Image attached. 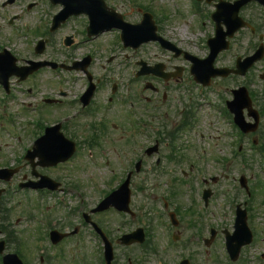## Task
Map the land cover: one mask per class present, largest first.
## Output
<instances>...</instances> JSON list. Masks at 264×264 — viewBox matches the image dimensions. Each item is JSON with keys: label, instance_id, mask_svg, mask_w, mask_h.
I'll return each mask as SVG.
<instances>
[{"label": "flooded vegetation", "instance_id": "af4514ba", "mask_svg": "<svg viewBox=\"0 0 264 264\" xmlns=\"http://www.w3.org/2000/svg\"><path fill=\"white\" fill-rule=\"evenodd\" d=\"M7 1L4 0L1 7L13 4L18 0H12L9 3ZM104 1L115 10H118L126 20H128L127 16L131 15V11L134 10L133 7L123 8L122 2L117 0ZM220 1L234 2L235 0H189L191 14L196 15L198 22L202 26L206 25L207 29L210 30L208 37L215 33V10ZM20 3L25 5L27 11L29 2L22 0ZM34 3L36 4V2ZM130 4L131 2L128 3V5ZM136 9L140 10L138 7ZM239 15L254 28V32H251L250 27L243 29L248 34L244 41L247 49L254 50L260 43L264 46V0H249L240 8ZM78 17H83L79 20V34L82 37L80 42L91 43L98 36L89 37L86 28L87 18L82 14ZM14 18H19V14L11 13L8 16L6 22L8 27L5 28L3 34H0V58L10 61L12 55L15 64L19 66L26 65L28 60H37L38 56H25L28 53L29 43L26 39H23V34L16 33L17 38L15 39L11 36L9 29ZM42 26H39V29H43ZM39 29L34 28L30 35H35L39 32ZM25 31H27V28H25ZM27 35L28 33H25L24 37H27ZM205 46L207 47L206 42ZM5 52H9L11 55L9 56ZM56 61V65H60V63L69 65L79 61V59L74 58L70 61L58 59ZM39 71L24 80L10 78L7 87L0 84V94L3 98H8L13 90V83L26 84L24 86L26 92L37 91L38 86H35L32 76ZM29 80L30 84H28ZM81 81L83 83L82 91L75 98H69L68 96L71 89L75 88V84L69 83L68 80L64 84L55 81L49 87L47 96H44L43 93L40 94L38 91L35 93L39 99L36 103V107L39 109V113L36 115L37 122L22 124L19 133V138L25 146L22 159H20L21 163L9 162L0 165V168L15 169L16 171L8 180L0 179V236L4 238L5 245L8 246L7 232L11 230L10 210L13 206L11 200L15 196L20 197V194L25 196L27 192H35L38 196L36 200L38 201L39 213L50 224L47 229L42 228L40 237L49 239V233L53 229L65 234V237L56 245H52L54 249L61 243L70 241L81 243L91 240L100 245L98 249L99 253L102 254L101 244L104 239L117 244L124 235L130 234L138 227H143L146 236L145 241H148L149 244L147 247L148 252L152 251L154 246L158 248H155L152 256H148L147 259L140 260V256H137V259L135 256H128L126 258L128 264H141L140 261L147 263L152 261L153 264H167V262L169 264H264V236L261 235V230L255 224L253 210L248 207L245 208L246 223L252 232L250 244L243 245L238 253L227 252L224 243L226 236L233 231L237 205L235 204L232 208L228 206L227 213L231 216L230 224L225 223L223 220L215 222V204H213L214 199L211 198L214 191L211 189V192L208 188L211 194L205 203L203 199L205 188L202 185L197 188L190 186V183L186 181L188 176L191 175L190 172L180 171L173 176L176 184L168 189L165 196L160 197L161 203L155 202L159 198L157 184L153 183L154 187L152 189H155V191L145 192L144 188L141 187L142 185H137L139 182L134 179L136 174H133L129 180L131 187L130 212H118L113 208L92 212L93 207L97 204L94 203L98 201L92 202L93 193L97 190V187L102 184L106 189L109 187L112 190L123 182L125 174L105 173L107 177L100 185H96L95 175L91 172L86 173L83 170L77 171L76 164L70 162V160L45 164L46 161L52 159H46L42 154L36 155L33 159H31V156L26 159L24 157L25 151L33 145L35 140L41 139L42 144L45 145L60 142L61 139L56 137L55 129H49L53 125L59 126V131L65 138L73 140L76 145L87 148L89 153L93 151L95 155L103 157L105 155L102 151V145H105L104 141L108 131L113 132L119 126L125 127L129 138L131 132L139 123L144 126L151 125L152 121L161 117L155 116L152 110L141 108L124 113L125 111L122 110L123 101L116 95L118 89L116 83L110 86V93H108L107 101H105L104 95L108 85L102 75H85L81 77ZM91 83L94 89L90 99L85 102L81 95L91 86ZM111 88H114V90ZM47 100L53 102L49 103ZM165 100V98L162 99L161 103H164ZM108 102H111V105L106 107ZM23 107L26 109V105H23ZM191 111L192 109H190V113L194 116ZM190 113H188L187 108L183 107L179 111L180 119L186 121ZM157 114L163 115L164 120L168 116H173V111L166 108L163 113L159 112ZM39 119L44 122L38 123ZM2 131L1 128L0 133ZM245 137H248V135ZM115 154L118 156L116 151ZM156 179L158 178L152 180L155 181ZM201 182L206 183L204 178L201 179ZM34 184L37 185L35 189L32 187ZM178 185H184V187L180 188ZM137 190L142 192V200L140 198L134 200L135 193H138ZM20 201V199H17L15 203ZM71 201L82 204L78 205L79 209L75 207V204H72V208L69 207L65 211L63 210L64 213L57 212V208H55L57 205L70 204ZM19 205L17 204V206ZM210 205L213 206H211V210H208ZM20 220L21 217H17L14 225L18 224ZM93 223L99 230L94 228ZM163 238L164 241H162ZM163 242L165 244L161 245ZM203 245L206 246V252L202 251ZM123 247L135 249L140 254L139 244L124 245ZM217 247H220L222 251H215ZM177 248L183 256L179 259L174 258V252H177ZM212 248L213 251H211ZM167 251L170 252L169 255ZM60 252L57 251L58 256ZM102 257L103 255H100V259L103 261L104 258ZM205 259L207 262L204 261ZM103 262L105 263V261Z\"/></svg>", "mask_w": 264, "mask_h": 264}, {"label": "rangeland", "instance_id": "374dc122", "mask_svg": "<svg viewBox=\"0 0 264 264\" xmlns=\"http://www.w3.org/2000/svg\"><path fill=\"white\" fill-rule=\"evenodd\" d=\"M22 0H18L15 4L8 6V12L0 8V30L2 29V33L5 31V15H9L11 13L19 12L20 8L22 9L23 4L20 3ZM34 1V0H26ZM1 2V0H0ZM133 2L139 4L142 8L150 7L153 8L155 11L160 10V12L156 13L159 17H169L166 21L165 19L162 20L161 23V30L160 34L163 38H167L170 42L176 43L179 48L184 49L187 53L192 54L196 57H205L208 53V50L201 44V40L205 37V34L201 32V30L196 28L195 25V17L190 15V11H187V0H133ZM24 3V1H23ZM43 0H39L38 7L31 9L28 15H23L19 17V19L15 23V27H21V31L25 29L26 20L30 21L29 18L34 17V12H38V15H44L45 18L49 16V12L54 11L53 7L48 9L47 14L44 13V9L41 6ZM178 3H181V13L183 14L180 16L176 13L175 9H178ZM39 8V9H38ZM46 9V8H45ZM140 14L136 13L135 11L131 15V20L136 21L139 18ZM42 17V16H41ZM140 19V18H139ZM184 23V24H183ZM30 22H27V26H29ZM184 26V27H183ZM16 28H13L10 31L11 36L13 39L17 38L18 33ZM183 29V31L181 30ZM1 33V32H0ZM16 34V35H15ZM110 35L103 37V42H109ZM246 40V34L244 31L239 33L232 39L231 45L229 49L220 52L215 60V66H227L231 67L234 63V60L237 56L246 55L249 50L245 49L244 41ZM80 53L76 54L79 56L82 51L86 50L85 48H80ZM105 53V55H104ZM99 52L96 53L99 56L102 54L104 56L99 57L100 60L107 58V55L115 54V60L117 62V66L113 65L115 69L112 68L107 78L109 80H118L117 83L120 85L119 94H123L124 96L131 95L133 93L135 95V99L141 101V97L147 96L151 99L150 106L154 107L155 104H159L163 90H166L170 99H172V104L170 105L171 110H173V115L176 113V109H181V102L179 100H174L172 97L182 96L183 102H188V95L192 97V102L195 105H198V109L200 110L198 115L196 116V126L194 129L187 131L185 134L186 136H181V139L177 140L175 143V150H176V157L178 159L168 160V155L171 153L169 146H167V141H165L164 131H161V142L160 148L157 154H154L151 157L142 156V166L140 171H134L133 166L134 162L137 159H132L133 155L136 153L141 154L139 146L143 143H148L151 140L145 136H140L137 140L138 143L136 147H132L131 143L128 142V132L125 130V127L119 126L117 130L113 132H107L105 138V145L103 146V154L105 156H97L98 158L95 159V163H92L90 159H86L85 151L81 150L77 160L74 162L76 164V170L80 171L85 170L86 173H90L95 175L96 177V185H100L103 180L107 177L105 173L109 172L110 168L114 169V172H121L123 170L132 169L133 172L136 174V177L141 181L145 178H151V180H147L151 187L150 190L146 192L155 191L152 189L153 183L157 184L160 188L158 193L167 190V185L171 184V177H173L176 173H179L181 169L185 171H191V175H189V179H192L193 187H199L200 182L196 181L195 176H193V172L196 173L198 170H201L202 176L208 179L207 186L211 187L212 189L216 190L215 194L213 195V204H215V220L216 222H220L223 220L225 223H231V216L229 213L225 214L224 217L218 218V214L223 211V204L225 203H239L242 202V199H245V193L243 190H240L238 184V177L243 175L251 180V183L254 179L251 177H257L261 181V185L258 190L254 191V197L252 200V209L255 215V224L259 227L261 232L264 235V159L260 158V154L258 151L250 150L248 143L245 139L239 140L237 138L235 131H233V127L230 126L231 124L228 123L229 120L224 113V101L226 99L231 98L230 90L233 88H237L238 86L245 85L250 91H255V97L258 98L261 106H264V77L261 79L259 76H264V57L256 62L249 70V72L244 77L239 76H227L225 78L215 77L211 80V83L207 87L201 88L199 85L190 84L186 79V76H182V79L177 84V89L172 90L169 89H161L159 88V82L156 80L155 77L151 75H147V77H139V81L144 79L145 81L151 82L152 85L158 87V91L151 92V90L143 89L140 86L139 81L137 83H132L128 85V82H131L129 79L132 78V74L135 71V61H145L147 65H154L156 63H162L166 69L173 70L175 66H181L183 68L182 73L184 75H188L187 71L184 69L188 65V61L183 59L182 56H178L177 58L172 57V53L168 50L161 49L157 43L155 42H148L143 44L140 48L136 50L131 49H118L113 51L106 48V52ZM62 54V52H61ZM82 55V54H81ZM96 55V56H97ZM46 58L48 59H55L56 56L61 58V55H56V51L49 47V50L46 53ZM65 58V57H64ZM96 72L101 71L99 67L95 68ZM119 75H117L118 73ZM185 71V72H184ZM181 73V74H182ZM184 77V78H183ZM38 83L44 85H39L41 88L40 91H46L48 89L47 86H50L49 82H53L54 79L52 75L44 71L43 73L38 75ZM133 79V78H132ZM141 83H144L142 81ZM121 85L123 86L121 89ZM172 85V84H171ZM128 86H131V92H128ZM168 86V85H167ZM143 87V86H142ZM78 91H79V87ZM161 89V90H160ZM73 96V93H72ZM151 96V97H150ZM23 98V97H22ZM257 98L255 100H257ZM28 100H31L30 98ZM133 100V98H132ZM32 101V100H31ZM134 101V100H133ZM206 102H210L213 106L214 112H210L211 116L205 115L210 110L206 107L209 106ZM143 103V102H141ZM19 102L15 103L12 106V116H16L17 119H25V116L22 114L20 109ZM201 104V106H199ZM206 104V105H205ZM142 105V104H140ZM256 106V105H255ZM126 105L122 107V110L125 111ZM161 109H165V105L163 104ZM9 110V108H7ZM179 110L177 112H179ZM125 113V112H124ZM14 114V115H13ZM8 115V114H7ZM173 116H168L173 123L175 119L172 118ZM264 118V116H263ZM209 119L212 122V125H208ZM17 120V121H19ZM158 121V120H157ZM156 120L154 122H157ZM168 122V124H169ZM22 123V122H21ZM263 125V124H262ZM162 129V128H160ZM14 130H19V124L14 128ZM150 134L154 135L157 131H152V128L147 127L146 130ZM11 139V140H10ZM150 140V141H149ZM150 145L153 143H149ZM241 145V149L238 150V146ZM20 147L18 148L16 144L13 142V135L10 133L3 134L0 137V158L6 156L4 159H10L12 162L13 159H17L16 157L19 154ZM15 150V151H14ZM18 152H17V151ZM238 150V152H237ZM101 151V152H102ZM115 151L118 153V156L115 154ZM2 153V154H1ZM99 153V151H98ZM152 153V152H151ZM161 153V156L159 155ZM159 159L158 163L156 164L155 160ZM187 158H191V161H195L198 164L199 169L191 168L189 170V163L187 162ZM2 161H0V164ZM188 168V170H187ZM73 171V172H77ZM158 174V175H157ZM217 177V181L212 182L209 177ZM227 175V176H225ZM224 177L228 179H224ZM156 179L153 181L152 179ZM181 188V187H180ZM237 188V190H236ZM105 190L102 184L97 187V191L102 193ZM97 194H93V200L95 201ZM142 193H137L134 196V200L139 199L142 200L141 197ZM260 200V201H259ZM54 203V201H52ZM261 203L260 208L255 207L254 205ZM75 204L80 205L82 203H74L71 201L69 205ZM38 204L34 201L33 196H27L21 199L20 205L18 208L12 209L11 211V218L15 221V218L18 216L23 217L20 221V225L16 226V229L19 230L20 235L25 243V254L30 261H34V258L37 260V251L41 249V247H48V243L43 239L40 240L38 238V232L36 233L35 237H31L30 231L35 230L36 225L39 223L40 213L39 210L37 211L35 208ZM210 205L208 210H211ZM33 208V209H32ZM57 212L64 213L65 209L61 205H57ZM227 210L229 209L227 206L225 207ZM32 211V217L28 216V210ZM64 210V211H63ZM61 215V214H60ZM13 224V222L11 221ZM39 229V226H37ZM164 241V238L162 239ZM23 243V246H24ZM92 242L91 240H87L82 244L76 243H66L65 248H68V252L66 251L63 254V257L59 259L62 263L60 264H80L82 263L77 260L78 257L81 255H86L87 246L89 249L91 248ZM163 242L161 245H164ZM14 244L11 245L13 247ZM28 246V247H27ZM26 247L28 249H26ZM114 249V259L113 261H117V264H122L127 261V257L139 256L137 250H133L130 247H123V246H116L113 245ZM13 249V248H11ZM94 249V248H92ZM214 249L212 248L211 251ZM56 251V250H54ZM201 251V249H200ZM215 251H222L220 247H217ZM95 250L90 254L94 257ZM170 252L167 251V254ZM131 254V255H130ZM144 254L140 251V258ZM148 254H146V258H148ZM174 258L176 259L177 254L174 252ZM173 258V259H174ZM53 262V261H52ZM137 262V260H136ZM34 263V262H33ZM32 263V264H33ZM141 264H153L152 261L150 262H143L140 261ZM54 264H57L54 262ZM169 264V262H167Z\"/></svg>", "mask_w": 264, "mask_h": 264}, {"label": "water", "instance_id": "95a60500", "mask_svg": "<svg viewBox=\"0 0 264 264\" xmlns=\"http://www.w3.org/2000/svg\"><path fill=\"white\" fill-rule=\"evenodd\" d=\"M229 21H230V24H228L227 27H228L229 34H231L238 27H237V25H235L236 22H234V16L233 17L230 16ZM223 38H224V34L218 32L216 34L215 40L212 41V43L215 42V48L213 50H211L209 56L201 62H198L197 60H195V64H194L192 70L196 76H199L198 79L201 80V82L203 84L207 82V80L209 79V77L211 75L212 76H214L215 74L225 75L229 72L225 68L224 69H213V73L209 72L210 69L212 68L211 65H212L213 59H214L215 55L217 54V52L219 50H222V49L227 47V43L223 41ZM258 58H260V55H258V54H255L254 56L247 58V61H250V60L251 61L247 65H243L242 70H245L246 66H248L249 64L252 63L253 60L258 59ZM200 64H204V68L206 69L205 71L199 69ZM195 69H197V71H195ZM239 91H241V89ZM239 91H236V92H239ZM241 99H242V97L240 98V100ZM240 100H237L231 104V108L236 112H238L237 110L240 108V106L242 104V102H240ZM237 122H239V120Z\"/></svg>", "mask_w": 264, "mask_h": 264}, {"label": "bare ground", "instance_id": "6f19581e", "mask_svg": "<svg viewBox=\"0 0 264 264\" xmlns=\"http://www.w3.org/2000/svg\"><path fill=\"white\" fill-rule=\"evenodd\" d=\"M184 27V26H183ZM183 31V29H181Z\"/></svg>", "mask_w": 264, "mask_h": 264}]
</instances>
